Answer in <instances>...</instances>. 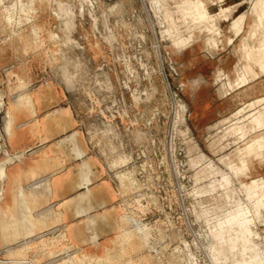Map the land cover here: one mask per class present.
<instances>
[{"label": "rangeland", "instance_id": "1", "mask_svg": "<svg viewBox=\"0 0 264 264\" xmlns=\"http://www.w3.org/2000/svg\"><path fill=\"white\" fill-rule=\"evenodd\" d=\"M9 1L5 0L6 3ZM67 1H74L79 10L82 0ZM116 1L122 2L123 12L118 10L111 13L109 11L110 5ZM212 1L205 0L210 6L213 4ZM180 2L182 0H159V2L158 0H98L97 13L101 24L97 30L92 28L94 20L88 12L87 3H85L87 10L84 15L74 13L77 15L78 25L71 32V36L82 48H75L72 45L65 48L70 58L67 62L75 73L74 83L67 86L72 90L84 87L85 85L78 83L86 77L94 76L98 67L104 68L110 76L116 78L117 84L114 87L117 100L113 105L116 122L114 125L119 140H122L126 122L127 128L129 127L127 136L131 137L130 142L127 143L130 145L133 156L128 165L118 169L125 167L133 169L134 176L141 184L138 187L126 188L114 170L113 176L119 197L116 201L115 218L111 216L109 222L113 224L108 235L111 237V243L107 246L105 253H89L94 259L106 255L110 249L114 251V254L120 255V251L115 250L116 239L122 230L121 213L127 212L154 228L153 240L160 237L159 229L164 232L157 245L161 251L159 254L155 249L145 246L138 251L128 252L127 255L132 256L134 260L139 262L140 258L147 256L153 258L152 264H158L156 262L158 259L161 264H194L191 260L190 263L187 258V261H172V255L175 254L176 259L179 255L187 257L191 249L199 264H212L209 258L210 247L215 246L216 250L221 247L218 240L208 233L206 216L212 218L217 213L224 214L228 207H235L236 199L246 200L240 183L255 176L254 164L258 165V161L264 162L263 154H258V149L250 150L248 156L250 170L245 168L246 173L242 172L237 177L233 176L229 186H221V174L230 173L227 167L228 161L226 158L222 161V156L226 157V153L233 151L234 155L230 161L231 163L236 162L234 160L237 158L236 148L250 139V137L240 139L239 132L233 129V125L244 122L242 117L259 108L260 105L255 108L246 107L241 115H237L236 111L264 95L241 103L231 114L222 118L216 110L219 98L223 93V96H227L232 90L243 85L232 86L230 81L235 84L238 74L235 79H232L222 69L217 72L215 64L223 54H226L227 48L236 50V46L228 47L226 37L223 36L220 47H214L211 43L212 33L207 26L208 23L198 19L188 21L180 7H177L180 6ZM241 5L233 8L229 19L238 16L239 7H245V9L248 7L247 4ZM53 6L54 4L51 3L50 7ZM167 10L172 14L174 22L167 17ZM104 11H107L108 25L113 33L117 34V40L112 42L102 36L111 33L105 23ZM47 15L50 27L62 35L60 21L49 12ZM148 15L151 17L150 20ZM213 16L211 22L226 32L229 20H225L224 14L219 11ZM122 17L125 23L120 21L117 24V19ZM248 17L252 18L250 24H253L254 18L251 15ZM181 19H185L184 22ZM166 22H171V24L167 26ZM179 22L180 24H177ZM3 27L4 23L0 18V91L4 92V103L0 107V136L6 148L5 141L9 134L5 129L7 108L9 109L8 106L11 105L13 95L21 92L27 93L33 87L32 85L43 77L63 76L60 64L66 59L55 51L59 48V42L55 43L46 38L42 49L30 50L26 48L25 41L20 42L18 38H15L13 44L4 40L8 32ZM249 28L246 33L243 34V30L235 35L234 42L230 43L234 44L236 38L242 35L241 41L239 39L236 41V44L240 42L237 45L240 60L236 64V71L238 67L246 63L244 44L251 46H255V43L259 44L257 38H252L253 35ZM141 34L145 37L143 38ZM96 39L100 41V46L94 45ZM156 39L159 43L162 62L156 52ZM95 49L100 50V55L94 58L93 65L88 64L90 57L95 55ZM75 61L80 62V67L75 68ZM127 62L134 68V72L129 71ZM255 69L258 74L253 79L264 74V71L256 64ZM216 73V81L219 84L213 82ZM204 74L211 82H209V90L202 89L197 94L195 93L196 88L206 83ZM22 79L25 86L19 88ZM222 83L226 85L225 89ZM154 85L157 89L152 93L151 98L142 99L140 102L134 100V89H137V93H142L145 90L151 91ZM217 87L218 93H216ZM93 88H98V86H93ZM141 95L145 97L144 93ZM86 98L87 106L89 103L88 107L97 117L96 111L105 104L94 101V98L90 96ZM100 116L104 121L110 120L109 114L102 111H100ZM95 128L96 126L93 128V133ZM183 130L187 132H183L185 135L182 133ZM140 133L142 134L139 135ZM202 154H205V157L200 161ZM5 156L3 149L0 161ZM211 161L214 163V168L211 167ZM242 167L241 165V171H243ZM211 183L216 184L215 189H212ZM2 185L4 187V184ZM252 223L251 227L257 231L254 238L257 242L259 241L264 251V206L260 217L256 216ZM132 225L131 222L126 224V226ZM134 240L139 242L140 238L136 237ZM173 251L174 254H172ZM223 251L228 253L229 249L225 248ZM4 258L7 257L0 254V264H4L2 262ZM55 259L57 257L38 264H46ZM31 261L30 259L28 264H33V262L36 264L34 260L32 263ZM231 261V257L226 259L225 254H222L221 261L217 264H231Z\"/></svg>", "mask_w": 264, "mask_h": 264}, {"label": "crops", "instance_id": "2", "mask_svg": "<svg viewBox=\"0 0 264 264\" xmlns=\"http://www.w3.org/2000/svg\"><path fill=\"white\" fill-rule=\"evenodd\" d=\"M244 5L246 4L241 6ZM239 9L241 11L245 7ZM251 21L252 18L248 17L243 34L246 33L249 25L251 27ZM225 30L228 35L233 34L228 27ZM241 37L242 35L236 38L234 44H227L228 47L235 45L236 50L227 48L226 54H223L215 64L217 72L222 69L232 79L237 76L236 64L240 60L237 45L240 42L236 44V41L238 39L241 41ZM94 52L95 55L90 57L88 64L93 65L94 58L99 57L100 50L95 49ZM203 76L206 83L196 88L197 94L202 89L209 90L210 81L205 74ZM216 76L217 73L213 82L219 84ZM93 79L90 78L92 82L83 79L78 84L84 86L89 83L97 86ZM251 79L253 77L249 81ZM249 81L232 90L227 96L222 95L219 98L216 110L222 118L231 114L243 101L264 95V74ZM110 84L111 89L94 88L93 94H88L84 87L72 90L68 88V82L63 76L52 75L38 79L27 93L21 92L11 98L13 104L10 106V113L13 118V128L12 133L7 134L5 146L11 154L21 157L7 166L0 208L6 212L8 219L20 218V189L23 187L34 220L39 226L32 234H21L17 239L6 242L1 228L0 213V254L4 257H9L10 250H15L28 242L38 241L43 236L56 238V242L52 245L55 252L50 255L48 250L31 248L27 257L36 264L68 253L82 256L86 251L90 254L106 252L107 246L111 243V237L108 235L113 225L109 222L111 216L117 212L116 201L119 194L113 176L115 168L109 163L111 157L109 147L103 143L104 141L100 142L98 137L93 136V128L104 121L100 111L105 114L115 113L113 106L109 108L107 105L116 99L117 93L114 87L117 84L116 78L110 76ZM216 91L218 93V87ZM20 94L30 95L32 103L19 101ZM87 96L93 97L94 101L100 98L101 101L98 102L105 104L104 107H99V112L96 111L97 117L88 107L89 103L87 106ZM128 128L125 122L122 146L131 150L127 143L131 140V137L127 136ZM247 137L250 139L235 150L237 153L243 150L241 156L246 162L242 165V172L245 173V168L250 170L248 163L250 150L258 149V154H263L264 159V127L257 128L240 139ZM232 153L233 151L226 155ZM253 171L255 176H264V162L258 161V165L254 164ZM84 177H90L91 182L85 185ZM88 191L92 194L91 198L86 200ZM80 207L86 210L77 213ZM44 213L47 216L43 221ZM90 216L96 218L95 224H88ZM92 234L96 237L93 238Z\"/></svg>", "mask_w": 264, "mask_h": 264}, {"label": "bare ground", "instance_id": "3", "mask_svg": "<svg viewBox=\"0 0 264 264\" xmlns=\"http://www.w3.org/2000/svg\"><path fill=\"white\" fill-rule=\"evenodd\" d=\"M51 3L54 4L53 7H50ZM85 3L89 5L88 12L94 20L92 23V28L94 30H97L99 29V26L101 24V22H99V15L97 13L98 0H82L79 10H77L76 7L77 5L74 3V1L71 2L67 0H10L9 3H6L5 0H0V18H2L4 23L3 29L6 32H8L7 36L5 35L6 36L5 39L3 37L1 38L10 41L12 44L15 41V38H18L20 42L25 41L26 48L30 50H38L40 48L42 49V47L45 46L46 38H49L55 43L59 42V48L55 49V51H58V53H60L62 58L66 59L60 64V67L63 70L62 71L63 77L65 78V81L68 82V84H72L74 83L73 78L75 77V73L69 67V62L67 61L70 60V58L68 57L65 48L68 45H72L75 48H79V49L82 48V46L79 43H77L78 41L76 42L72 38L71 32L75 30V28H77L78 25L77 15L78 14L84 15L86 13L87 9ZM212 3L213 4L210 6L205 2V0H182V2H180V6L178 5L177 7H180L182 13H184L188 21L192 19L195 20L198 19L199 21H204V23L206 22L208 23L207 26L212 33L211 43L214 47H220L221 41H223L222 39L223 36H226L227 44L233 43L234 36L244 30V25L246 23L247 17L251 15L254 18V23L251 24L250 27L251 33L253 35V37L252 36L251 37L257 38L259 40V44L255 43V46L244 44L243 48L245 49V55L247 61L245 59L246 63H244L242 67L240 68L238 67L237 70L238 76L235 79L236 83L233 84V82L230 81V84L232 86L234 85L236 86V84L237 86H240L241 84L246 83L247 81H249L250 78L255 77L258 74L255 69V64L258 65L261 68V70L264 71V0H213ZM243 3L247 4L248 7L240 11L237 17L233 19H229L230 13H232L231 11L233 10V8H236L239 4H243ZM121 8H122V2L116 1L110 5L109 11L111 13L117 12L118 10L123 12ZM218 11L224 14L225 20H229L228 29L233 34L228 35L226 32H224L223 28L211 22L213 21L212 17L214 18L213 15L215 14V12ZM48 12L53 17H55L57 20L60 21V29L63 31L62 35L59 31L54 30L50 27L49 25L50 20L47 15ZM74 13H77V15H74ZM43 14H45V16ZM103 14L105 16V23L107 27H109L111 33L103 34L102 36L109 42H112L113 40H117V34L113 33L111 27L108 25L109 18L107 15V11H104ZM166 15L169 19H171L172 22H174L172 20L173 16L169 10L166 11ZM148 17L150 20L151 17L149 15ZM184 20L181 19V21L183 22ZM120 21H123L125 23L123 17L117 19V24H119ZM167 23L168 22H166V24ZM170 24L171 22H169L167 26H169ZM177 24H180V22ZM141 36L143 38L145 37L144 34H141ZM94 45L100 46L101 43L98 39H96ZM155 47L159 60L162 62L161 52L157 39L155 40ZM143 64L146 65L145 63ZM74 66L75 68L80 67V62L75 61ZM127 66L131 73L134 72V68L130 64H128V62H127ZM148 73H150L149 70ZM90 78H94L93 80L100 90L112 88V85L110 84L109 72H107L102 67L98 69V71L95 73L94 76L86 77L85 80L92 82ZM23 86H25V83L24 80L22 79L21 82L19 83V88ZM222 86L223 89H225L224 87H226V85L224 83H222ZM83 89L88 94H93L95 90L93 88V85L89 83L86 84ZM156 89H157L156 85L152 86L151 91L145 90L142 93H137L136 92L137 89L136 90L134 89L133 91L134 100L136 102H140L142 99L151 98L152 93ZM143 93L145 94V97L144 95H141ZM3 96H4V92L0 91V107L4 103ZM104 97L107 98V96H103V98ZM21 100L23 101L25 100L30 104L32 103L31 96L28 94L27 95L20 94L19 101ZM116 100L117 99H114L111 103H108L107 106L109 108H112ZM98 101H101V99L99 98ZM245 102L246 101H243L242 103ZM12 104L13 103L11 102V105ZM257 105H260V107L254 111L249 112L248 114L242 117L244 118V122L233 125V129H235V131L239 132L240 134L239 138L244 137L246 134H248L253 130H256L257 128L264 127V97H261L256 101H251L250 103H248L247 106L244 105L243 107H241V109H239V111L237 110L238 112L236 111V114L241 115V112L245 110L246 107L255 108L258 107ZM10 106L7 112L6 125H5V129L9 133V135L12 133V128H13V118L10 113ZM109 116H110V120L103 121L102 123L96 126L93 136L98 137V140L100 142L104 141L103 143L109 147V151L111 155L109 159L110 166L112 168H115V173L119 177L122 185L125 186L126 188L138 187L141 184L134 176L133 169L132 170L128 169V167L118 169L120 167L128 165L132 161L133 156L131 150L126 149L122 146V140H119V137L116 134L117 132L114 125V123H116L114 113L113 112L110 113ZM231 127L230 130L233 131ZM187 129L189 131V128ZM184 130L186 131V129ZM184 130L182 131V133L184 132ZM141 134L142 133H140L139 135ZM3 149L6 153V156L3 158V160L0 161V201L3 197L4 187L2 184H4L5 178L7 176V166L16 158L21 157L20 155L11 154L3 146L0 136V154ZM241 153H243V150H240L238 153L235 151V155L237 156V158L234 159L236 161L234 163L233 162L231 163L230 161L234 155L233 153L232 155L230 154L226 157L225 155L222 156V161H224L225 158L227 159L228 161L227 167L229 168L230 173L233 175H231L230 173L221 174V179H222L221 186L223 187L229 186L232 183V177L233 176L237 177L242 172L240 167L246 162V159H244L241 156ZM204 157L205 154H202L200 161H202ZM210 164L212 168L215 167L213 161H211ZM31 168L33 169V167ZM84 179L85 180L83 181V183H85V185L91 182L90 177H86V178L84 177ZM43 186H45V184ZM211 186L212 189L216 188L215 183H211ZM240 188L245 192L246 200H242L238 198V200L237 199L235 200L236 201L235 207H228L225 210L224 214L217 213L212 218L209 216H206L205 218L209 229L208 233L218 240L221 247V249L218 250H216L215 246L210 247L209 258L212 264L219 263L221 261L222 254H225L226 259H229L231 257L232 259L231 264H264V251L262 249L263 247H261L258 243L259 241L257 242L256 239L254 238L255 235L257 234V231L256 230L254 231L253 228L251 227V223L254 222L256 216L260 217L262 213V208L264 206V176H254L249 181H241ZM91 194H92L91 191H88L86 193V197H85L86 200H89L91 198ZM229 201L231 202L230 199ZM20 202H21L20 218H14V219L12 218L10 220L8 219V216H6V212L0 208L1 228L6 242H10L12 240L17 239L18 237L21 236V234L24 235L32 234L39 226V224H36L34 220V217L31 212V205L29 203L28 197H26V193L23 187H21L20 189ZM70 206H72V204H70ZM85 210L86 209L80 207L77 210V213L84 212ZM43 216H44L43 217V221H44L47 214L44 213ZM121 220L123 221V224L121 226L122 230L116 239L117 247L116 249L114 248L116 252L120 251V255L114 254V251L112 249H110L106 255L96 259L91 257V255L87 251L82 256L68 253V255H65L64 257L62 256L61 258L57 257V259L51 260L49 263L47 262L46 264H101V263L102 264L104 263L152 264L153 262L152 257L151 258L147 256L142 257L138 262L134 260L132 256H129L127 254L129 251H138L139 249H142L145 246L155 249L157 254H159L161 251L159 250V247L157 245L160 237L163 236L164 232L161 229H159L160 237H157L155 240H153L152 238L154 236V228L151 225H149V223L143 222V220L140 221L134 215L129 214L127 212L121 213ZM130 222L133 225L126 226V224ZM95 223H96L95 217H91V216L88 217L89 225ZM92 235L93 238L96 237L95 234ZM136 237L140 238L139 242H136L134 240ZM55 242H56V238L43 236L38 241H34L30 243L28 242L20 247L18 246V248L15 250L14 249L10 250L9 257L4 258L2 262L4 264H28L30 259L27 257V255L28 252L31 250V248H40V249L48 250L49 254L52 255L55 252L52 246ZM225 248L229 249L228 253L223 251V249ZM188 252L190 254L189 256L184 257L179 255V258L176 259L177 256L174 254L173 251L172 254L174 255H172V261L173 262H175V260L184 261L187 258L189 262L191 260V262L193 261L194 264H199V262L197 261V257L194 256L193 254V251L189 249ZM32 262L33 260L31 261V263ZM156 262H158V264H161L159 259L156 260ZM33 264L35 263L33 262Z\"/></svg>", "mask_w": 264, "mask_h": 264}]
</instances>
